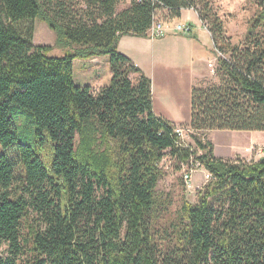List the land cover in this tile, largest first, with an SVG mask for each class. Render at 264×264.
Masks as SVG:
<instances>
[{"label":"trees","instance_id":"1","mask_svg":"<svg viewBox=\"0 0 264 264\" xmlns=\"http://www.w3.org/2000/svg\"><path fill=\"white\" fill-rule=\"evenodd\" d=\"M124 1L82 0L77 11L75 0H0V264H264V159L223 161L200 135L264 134V0L237 44L207 0H130L117 13ZM186 10L218 56V84L191 90L193 150L153 114L150 80L118 51L121 38L149 39L157 19ZM34 20L65 56L32 44ZM101 56L109 83L76 86L72 61ZM25 124L50 155L18 142ZM167 153L181 164L197 156L212 180L162 227Z\"/></svg>","mask_w":264,"mask_h":264},{"label":"rangeland","instance_id":"2","mask_svg":"<svg viewBox=\"0 0 264 264\" xmlns=\"http://www.w3.org/2000/svg\"><path fill=\"white\" fill-rule=\"evenodd\" d=\"M210 4L213 12L223 22L226 36L230 39L233 44H237L242 41L246 30L248 28V22L251 20L257 11V0H207ZM130 0H126L119 4L116 8V12L119 13L125 10L129 6ZM75 8L77 11L84 10L82 0H75ZM190 11L194 20L198 22V25L204 27L199 20L197 14L193 10ZM182 14V13H181ZM159 22H154L151 29L155 24H161V33L155 36L151 35L150 38L160 37L168 28L173 34L181 36H190L193 32L194 26L192 24H185L184 20L175 21L172 23H165L163 20L157 19ZM33 26V37L32 44L36 47L49 46L52 48L51 53L47 57L60 58L65 56L66 50H60L55 47V35L47 27V25L39 20H34L28 23ZM177 26H183L188 28L187 33H179L176 28ZM166 27V28H165ZM69 54H73V50L69 51ZM213 59L206 69V74L199 77L195 88H206L212 84H218L219 79L216 74L217 70V57L213 54ZM108 58V57H107ZM75 60L73 65L74 72V84L78 87H85L91 84V77L94 75L93 71H83L80 69V62ZM86 72V73H85ZM91 73V74H89ZM104 67L97 75H103ZM95 74V72H94ZM108 84V83H107ZM193 89V88H192ZM13 110H18L16 107ZM20 111V110H19ZM13 115V114H12ZM22 123V119L19 117L18 125ZM185 128L184 126H179ZM177 128V127H176ZM33 129H30L28 124L22 125L18 128V142L20 144L28 145L37 148L39 151L47 152L49 150L46 147H42L39 143L38 138H33ZM204 132L201 133V138L204 141L212 144L213 156L223 161H238L246 164L255 163L259 160L264 159V134L259 132H232V131H212V133ZM196 148L195 144H188ZM8 153L0 146V155ZM179 162L171 160L167 153L160 163V169L163 173V178L157 186V194L163 198L165 208L169 211L163 214L162 227H168V221L174 219L181 208L183 203L190 205H196L199 200V196L205 191L207 186L210 184L206 179L207 173L203 169H197L189 173V178L184 183V173L180 168ZM5 248L0 246V254H5Z\"/></svg>","mask_w":264,"mask_h":264},{"label":"crops","instance_id":"3","mask_svg":"<svg viewBox=\"0 0 264 264\" xmlns=\"http://www.w3.org/2000/svg\"><path fill=\"white\" fill-rule=\"evenodd\" d=\"M182 20L194 26L190 36L175 35L165 27L166 31L160 37H123L118 43L119 53L127 57L151 82L153 114L175 127L189 123L191 90L214 60L213 45L206 28L198 25L196 20L192 22L194 18L190 11L182 12ZM75 60L80 62L81 70L93 71V74H89L94 75L91 77L94 80L85 87L97 92L109 83L111 74L106 56ZM75 60L72 61V70ZM103 67V75L95 76ZM135 78V75L131 76L132 80Z\"/></svg>","mask_w":264,"mask_h":264},{"label":"built area","instance_id":"4","mask_svg":"<svg viewBox=\"0 0 264 264\" xmlns=\"http://www.w3.org/2000/svg\"><path fill=\"white\" fill-rule=\"evenodd\" d=\"M176 30L179 33H187L189 31L188 28H185L183 26H177ZM151 31V35L155 36L156 34H160L161 33V24H155V26L150 30ZM174 134H176V136L179 138L181 144H183L186 148H191L193 150V146H188V144H194V142L192 141L191 136L195 135V132L189 128H180L177 127L174 130ZM180 169L183 170L182 172L184 173V178L183 181L184 183H186V181L189 178V173L191 171H195V170H199V169H203L205 172V168L204 166L200 163V161L197 159V156H195L194 158H190L187 164H181L180 165ZM206 179L207 181L212 180L211 175L206 172Z\"/></svg>","mask_w":264,"mask_h":264}]
</instances>
